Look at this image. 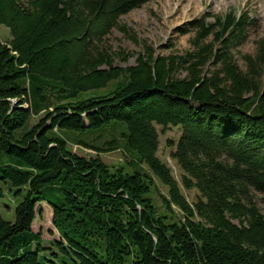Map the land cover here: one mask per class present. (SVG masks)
I'll return each instance as SVG.
<instances>
[{
    "label": "trees",
    "instance_id": "obj_1",
    "mask_svg": "<svg viewBox=\"0 0 264 264\" xmlns=\"http://www.w3.org/2000/svg\"><path fill=\"white\" fill-rule=\"evenodd\" d=\"M146 1L0 0V198L21 196L13 221L0 215V264H264V39L243 67L233 52L257 19L205 13L184 53L114 65L103 40ZM155 125L181 128V184ZM118 149L128 160L111 169L100 153ZM38 202L50 247L32 229Z\"/></svg>",
    "mask_w": 264,
    "mask_h": 264
},
{
    "label": "rangeland",
    "instance_id": "obj_2",
    "mask_svg": "<svg viewBox=\"0 0 264 264\" xmlns=\"http://www.w3.org/2000/svg\"><path fill=\"white\" fill-rule=\"evenodd\" d=\"M229 10H234L236 14L247 11L251 17L257 19L256 24L248 28L244 42L233 49L239 65L243 67L241 53H254L255 41L260 38L264 39V0H148L140 7L120 16L119 27L113 28L105 37L102 47L112 55L113 64L118 66L134 64L137 55L142 53L146 47L152 49L155 55L181 54L190 48L189 39L193 31L189 22L205 13L223 15ZM9 37L8 29L1 25L0 39L5 40ZM112 86L109 85L108 88ZM105 91L106 89L91 91L84 96ZM155 127L159 142L157 156L170 168L173 177L181 184L183 172L170 156V152L174 150L175 143L181 135V128L179 125L166 127L155 125ZM108 138L109 133H106L102 139ZM69 146L78 154L94 155L91 149H85L76 144ZM100 157L111 169L125 165L128 160L120 149L100 153ZM155 182L159 191L165 194L166 187L157 179ZM182 193L189 202L194 201L198 196L195 188H182ZM152 194L156 205L160 206L157 193ZM253 194L259 210L264 214V194L257 191H253ZM20 199L21 196L13 197L8 189L4 190V195L0 198V215L5 220H14V208ZM36 208L41 209L42 214L36 215L32 222V229L41 233L43 246L50 247L49 242L59 238L51 221L52 210L45 202L36 203ZM160 210H162L161 206ZM50 252L47 248L43 251L49 258H53Z\"/></svg>",
    "mask_w": 264,
    "mask_h": 264
}]
</instances>
